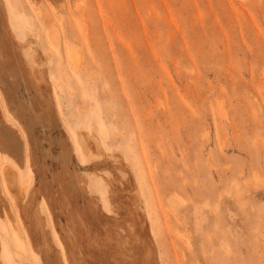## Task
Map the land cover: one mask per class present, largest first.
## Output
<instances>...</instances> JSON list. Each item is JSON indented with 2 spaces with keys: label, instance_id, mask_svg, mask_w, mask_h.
I'll use <instances>...</instances> for the list:
<instances>
[{
  "label": "rangeland",
  "instance_id": "1",
  "mask_svg": "<svg viewBox=\"0 0 264 264\" xmlns=\"http://www.w3.org/2000/svg\"><path fill=\"white\" fill-rule=\"evenodd\" d=\"M0 191V264H264V0H0Z\"/></svg>",
  "mask_w": 264,
  "mask_h": 264
},
{
  "label": "bare ground",
  "instance_id": "2",
  "mask_svg": "<svg viewBox=\"0 0 264 264\" xmlns=\"http://www.w3.org/2000/svg\"><path fill=\"white\" fill-rule=\"evenodd\" d=\"M15 32H17L18 34H19V36L21 35V37L22 38H24V37H27V35L29 34V31H27L24 27H22V26H16L15 27ZM30 30V29H29ZM33 33V32H32ZM35 36V35H34ZM54 36V35H53ZM20 37V38H21ZM36 38H37V36H36ZM55 38V37H54ZM20 40V39H19ZM36 42H37V40H36ZM33 43V42H32ZM34 44V43H33ZM51 61V60H50ZM51 63V62H50ZM89 130H91V129H89ZM87 131H88V129H87ZM100 139H101V137H100ZM80 142V141H79ZM100 143H102L101 141H100ZM80 145V144H79ZM103 147V146H102ZM1 250V249H0Z\"/></svg>",
  "mask_w": 264,
  "mask_h": 264
},
{
  "label": "crops",
  "instance_id": "3",
  "mask_svg": "<svg viewBox=\"0 0 264 264\" xmlns=\"http://www.w3.org/2000/svg\"><path fill=\"white\" fill-rule=\"evenodd\" d=\"M11 173V172H10ZM9 183V182H8ZM0 198H1V191H0Z\"/></svg>",
  "mask_w": 264,
  "mask_h": 264
}]
</instances>
